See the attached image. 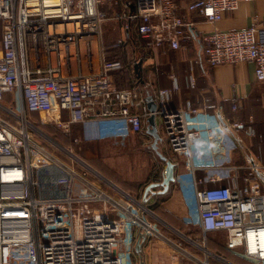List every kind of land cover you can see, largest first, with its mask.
Listing matches in <instances>:
<instances>
[{
  "label": "built area",
  "instance_id": "obj_1",
  "mask_svg": "<svg viewBox=\"0 0 264 264\" xmlns=\"http://www.w3.org/2000/svg\"><path fill=\"white\" fill-rule=\"evenodd\" d=\"M238 2L125 0L120 10L115 0H0V264H138V230L146 239L167 240L157 227L163 220L149 201L142 206L136 194L46 133L40 131L51 142L39 140L29 129L36 127L27 117L31 113L38 114L40 123L65 131L73 123L82 124L83 135L76 143L141 133L144 118L159 115L175 165L183 168L174 181L185 199H191L192 212L183 220L198 229L202 241L187 237L202 254L191 256L195 263L264 264L260 167L247 156L240 184L242 167L224 155L240 143L234 133L238 121L225 118L212 103L168 108L173 87L158 90L155 111L133 112L131 107L145 101L135 89L116 85L113 73L123 67L119 57H104L98 72L77 75L39 62L84 58V44L105 20L122 21L127 31L137 22V32L152 50L163 44L177 49L193 24L185 12L196 11L215 25ZM200 38L210 64L251 61L256 79L264 83V21L237 30L214 26ZM5 94L9 103L3 100ZM231 106L237 109L236 98ZM197 143L212 148L211 161L201 162ZM199 169L205 170L202 177L197 176ZM162 173L152 182H159ZM226 180L229 184L222 183ZM211 232L224 233V248L246 263L209 249L206 237Z\"/></svg>",
  "mask_w": 264,
  "mask_h": 264
},
{
  "label": "crops",
  "instance_id": "obj_2",
  "mask_svg": "<svg viewBox=\"0 0 264 264\" xmlns=\"http://www.w3.org/2000/svg\"><path fill=\"white\" fill-rule=\"evenodd\" d=\"M124 1L115 0V7L123 10ZM175 1L186 2V0ZM104 9L109 11L108 7ZM181 12H185V10H181ZM185 13L187 19L193 24L187 29L189 37L182 40L181 46L177 49L163 44L152 50L137 32V22L127 31L124 29L122 21L105 20L100 24L98 32L91 37L90 42L84 44V46L86 45L84 58L70 59L72 62L58 57L41 58L39 62L43 66L59 68V72L64 74L77 75L98 72L104 57H119L123 67L113 73V79L119 88L135 89L138 97L143 98L145 102L131 107V110L136 113H144L145 109L151 111L148 107L149 101H153L156 108L159 107L156 95L160 88H174L167 104L168 108L171 109L187 105L201 108L206 103L214 104L225 118L240 123L239 128L234 131L240 138L237 149L224 153L226 161H230L237 167H242L238 168L239 183L242 184L243 182L242 178L246 173L244 162L249 155L253 156L254 162L260 167V173L257 174V177L264 181V83L256 79L255 65L251 61L210 64L203 54L200 38L202 33L212 30L214 26L220 30H237L264 21V0H239L237 8L225 11L215 25L208 22L196 11ZM107 32L116 34V37L107 41L104 36ZM117 40H120V44L115 46L114 43ZM91 50L93 51L91 52ZM233 98L238 100L236 110H233L231 106ZM208 110L209 113L213 112L211 109ZM148 117L143 120L144 131L131 134L142 139V146L145 149L140 150L134 143L125 155L128 166L134 167L137 164L135 155L142 154L145 161L135 166L140 167V176L135 177L138 174L124 171L122 177H127L128 184L123 183L118 177H116V182L111 180L123 189L136 194L139 198L144 186L155 179H159L165 166V162L158 157L150 146L153 137L146 132ZM155 124L162 140V143H158L160 151L169 160L177 163L176 156L164 139L163 125L159 115L155 116ZM71 125H79L81 128L80 123ZM82 135L83 127L80 133L75 136L74 142L77 137H82ZM98 140L82 141L99 143ZM137 145L140 146V142ZM196 150L202 157H208L204 160L201 157L202 163L213 159L210 146L197 143ZM145 153H147V158ZM177 170H183L182 166L177 168L176 164L174 173L177 174ZM204 174V169L197 171L198 177H202ZM222 183L229 184V181L226 180ZM156 189H161V186ZM262 190L264 191V182ZM148 204L163 220V223H158V228L167 240L155 237L146 239L143 244L144 262L146 264H196L191 256L195 254L197 258H201L202 254L188 241L186 236L193 237L196 241H202L199 240V231L195 226H189L187 222H185L186 224L182 222L184 221L183 218L192 212V204L191 199L186 200L182 192L178 191L177 181L170 184L166 193L153 196ZM181 234L186 235L184 236L185 239L181 238ZM212 234L222 235V240L215 242V244L224 248L225 236L222 232L209 233L206 237L207 247L211 249L207 241ZM177 245L185 250L184 253L179 252ZM224 251L228 252L227 256H224L230 260L246 263L233 256L225 248ZM175 253L177 254L176 258H172Z\"/></svg>",
  "mask_w": 264,
  "mask_h": 264
},
{
  "label": "rangeland",
  "instance_id": "obj_3",
  "mask_svg": "<svg viewBox=\"0 0 264 264\" xmlns=\"http://www.w3.org/2000/svg\"><path fill=\"white\" fill-rule=\"evenodd\" d=\"M109 25V24H108ZM106 40H112L113 38L116 37V34L112 32H107L104 34ZM3 100L6 102H10V96L9 94H5L3 96ZM27 117L33 121V123L36 125V127H32V129L29 127V129L35 134V136L41 140L46 142L47 144L51 142V139L53 141H56L57 143L61 144L62 146L71 148L75 153H79V155H82L81 151L84 149L87 145V142L81 141V142H74V138L76 135L80 133L81 128L83 127L82 124L81 128L79 125H71L67 131L61 129L60 127H57L56 125H42L43 123L40 124L38 121V116L35 114H27ZM40 129V130H39ZM46 133L50 138H46L44 135H42L41 132ZM99 149H98V154L99 157L97 159V162H99V166H97L90 158V163L95 166L96 168L103 176L106 178L117 181L116 177L123 178L122 175L124 171L131 172L132 174H135L139 177L140 176V167H135L138 166V164L141 162H144L145 159L142 156V154H136V160L137 164L134 165V167H129L127 162H126V153L133 147V144L135 143L137 148H140V150H144L145 148L142 146L143 142L140 137H136L131 134H114V135H107L99 139ZM140 142V146L137 145V143ZM78 150H80L78 152ZM147 153H145L146 155ZM148 156L146 155V158ZM83 158V157H82ZM86 160V159H85ZM142 160V161H141ZM128 167H127V166ZM134 171V172H133ZM139 172V173H138ZM144 176V175H143ZM137 183V182H136ZM136 189V188H134ZM190 214L186 215V218H188ZM160 222V221H158ZM159 224L157 223V227ZM189 225V224H188ZM186 236V235H184ZM182 234L181 238L185 239ZM189 236H186V238ZM201 238V237H200ZM222 240V235H214L212 234L211 236L208 237V244L209 247L216 253L223 254L227 256V251H224V248L222 246H218L215 244V242ZM189 241V240H188ZM189 243V242H188ZM217 264H223L220 261H214Z\"/></svg>",
  "mask_w": 264,
  "mask_h": 264
},
{
  "label": "water",
  "instance_id": "obj_4",
  "mask_svg": "<svg viewBox=\"0 0 264 264\" xmlns=\"http://www.w3.org/2000/svg\"><path fill=\"white\" fill-rule=\"evenodd\" d=\"M139 64V63H138ZM136 64V66H138ZM148 107L151 111H155L156 105L153 101L148 102ZM147 127L146 132L149 133L153 140L150 144V146L153 148V150L156 152L158 157L165 162L162 179L160 182H149L147 183L142 191V194L140 196V204L142 206H145L150 198H152L154 195L164 194L168 191L170 184L175 179V163L169 160L159 149L158 143L161 141V137L157 132L156 124H155V115L151 114L147 118ZM161 189H156L157 187H160ZM140 212V210H139ZM146 234L144 231L138 230L137 237L134 243V252L137 255L138 258V264H144L143 260V244L146 241Z\"/></svg>",
  "mask_w": 264,
  "mask_h": 264
},
{
  "label": "trees",
  "instance_id": "obj_5",
  "mask_svg": "<svg viewBox=\"0 0 264 264\" xmlns=\"http://www.w3.org/2000/svg\"><path fill=\"white\" fill-rule=\"evenodd\" d=\"M31 114H35V115H37L38 116V114L37 113H31ZM41 124V123H40ZM42 125H48V124H42ZM98 149H99V143H97V142H93V143H87V145H86V147L84 148V149H82V151H81V153H82V155H80L81 157H83L84 159H86L88 162L90 161V158H92V160H94V162H95V164L97 165V166H99V162H97V159H98V157H99V154H98ZM80 150H78V152H79ZM77 153V152H76ZM80 153V152H79ZM79 153H77V154H79ZM90 163V162H89ZM90 164H92V163H90ZM120 180H122L123 181V183H125V184H128V179H127V177L126 178H120V177H118ZM184 224H186L185 223V221H182ZM183 223H181L182 225H184ZM232 254V253H231ZM233 255V254H232ZM234 256V255H233ZM213 264H217V263H215V262H212Z\"/></svg>",
  "mask_w": 264,
  "mask_h": 264
},
{
  "label": "bare ground",
  "instance_id": "obj_6",
  "mask_svg": "<svg viewBox=\"0 0 264 264\" xmlns=\"http://www.w3.org/2000/svg\"><path fill=\"white\" fill-rule=\"evenodd\" d=\"M50 1H52V0H46V2H50ZM96 43H97V41H96ZM97 45H98V44H97ZM85 46H86V45H85ZM85 46H84V47H85ZM92 51H93V50H91V52H92ZM91 54H92V53H91ZM54 60H55V59H54ZM54 60H53V61H54ZM71 60H72V59H71ZM71 60H70V61H71ZM85 60H86V58H85ZM85 60H84V61H85ZM73 61H74V60H73ZM54 62H55V61H54ZM54 62H53V63H54ZM71 62H72V61H71Z\"/></svg>",
  "mask_w": 264,
  "mask_h": 264
}]
</instances>
